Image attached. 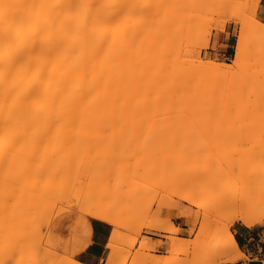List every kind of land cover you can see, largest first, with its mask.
Segmentation results:
<instances>
[{
  "label": "bare ground",
  "instance_id": "bare-ground-1",
  "mask_svg": "<svg viewBox=\"0 0 264 264\" xmlns=\"http://www.w3.org/2000/svg\"><path fill=\"white\" fill-rule=\"evenodd\" d=\"M156 1L158 2V0H0V186H2L0 188V198L2 196V198L4 199L9 196L4 201L3 199L0 200V220H2V218H5L3 219L4 222L0 221V223L3 224L0 225V228H2L0 231L3 232L4 230H6L5 232L0 233L2 234L0 235L1 237L4 236L6 238H9V232H12V228H14H9V221L8 218L5 217V215H7L10 211H16V213H18L19 215L20 207L24 206V203H26H23L22 201H25L26 197H28L29 199L31 198L33 200L35 198V201L37 200V198L38 200H40L39 195L41 193L40 191V194L37 192V187H39V181L44 182L45 180V178L44 180H41L44 176L43 174L48 175L51 172L54 173L55 170H53V168H58L56 169V171L59 170V172H57L56 174L54 173V175L51 173V175H53L52 177L57 178L52 179V177L50 178V175L46 177L48 178V181H50L49 178L51 179V183L52 181H57L62 172L65 171L63 173L64 175L66 173L70 174L71 171V174L67 175L71 176L73 175V171H76V169L79 168L76 167L75 169L74 167V170L72 171V166L66 167L63 164L59 165V161L61 160H58V158H56L57 156L55 157V155L54 157L46 156L44 159L41 156L42 159H39L41 162H38V159H36V156L39 152L38 150H40V148L36 146L38 145V142L45 141L46 145H44L47 146V142L48 144L50 142V144H53V142L59 140L61 136H66L63 139L66 144H64V146H67L69 144L68 146L72 147L76 143L74 149L71 148L72 154L73 150L74 152H76L75 150H77L78 147L80 153L87 152V154H89L92 149H96V147L98 146L99 148H101L100 146L104 144L103 140L107 139L108 136H106L103 131L107 130L105 132H109L108 130L111 129V125L108 120L114 119V117L120 119L124 116H127L128 118L129 114H134L137 115V117L139 115L144 119H152L157 115L160 116H158L159 118H163L162 116L165 115L168 116V114H173L177 116L181 115L182 108L184 106V99L186 100L185 92H187V90L184 89V86H186L184 84V63L186 62H183V57H185L183 54L185 53H182L183 51H181V46L183 45L179 46V41L176 40L175 42L174 40H171L169 37H167L169 36L167 32L170 34V36L172 33H170V30H167V25L163 24L165 22L163 21V23L161 24L160 21V23L158 24L157 21L159 14L157 13V17L156 12L158 4ZM174 1L176 2L175 5L180 2V0ZM198 2L199 1H197V3ZM161 9L163 8L161 7ZM232 17L230 16V18ZM235 18L239 19L236 16ZM241 22V31L239 39L236 43L235 57L233 59L232 64L226 62L215 63L212 61L204 64L202 63V61L200 62L197 60L198 62H200L201 65L203 64L202 68L208 70L211 74L213 73V75H215V77L217 78H223L226 76L229 79L233 75V72L235 73L236 70L240 72V70L245 67L248 51L247 46H245V44L243 43L242 36L246 31H248L246 30V28L248 29V27L246 26L245 28L246 23L242 20ZM262 27L264 28V24L262 25ZM186 64L189 65L188 61ZM251 70L252 71H249L248 68V74L245 72V74H247V77L243 79V76L245 77L246 75H242V77L240 76V79L242 80L239 79V81H236V83H230L231 86L229 84L227 85L229 87H225L226 85L224 84L225 88L228 89L231 87L232 90H235V88L241 86V83L243 84V82H249V80H252V84L249 82L251 85H248V88L243 87L244 89L240 93H238L236 98L234 97L235 95L232 97L235 98V100L233 99L234 101H230L224 106L219 104L215 105L214 103L213 106H207L206 104H204L206 105L204 109L208 113L210 111V114L211 112H216L218 116L223 119L220 122H223L222 124H224L226 127H230L233 125L236 126V128L233 127V130H231V128L229 131L223 130V128H221V131H226V133L228 132V135L232 136L230 137L231 139L234 137L235 134H237L240 135V138H238L237 136L238 139H241L242 137V140H244V134L245 141H242L244 143L248 141L253 142L255 145L256 141H261L260 144L256 142L257 145L255 146L256 148H258L257 146L259 145V153L261 152L264 154V64L260 63L257 67H253V69ZM242 71L245 70L243 69ZM189 75L191 74L189 73ZM190 78L192 79V77ZM187 81L191 83L190 80ZM218 83L216 84L218 85ZM224 83L227 82L225 81ZM247 84L243 85L246 86ZM229 95L233 94L229 93ZM207 107L209 111L206 110ZM192 111L193 107H190L188 114H191ZM201 112L203 113V110ZM198 115L197 113L196 117H194V115L192 117H188L187 115V117H185L184 119L187 121L190 120L189 123H191L192 125L199 124L200 127H202L201 125L204 126L205 124V118L203 117L204 120H202V118L200 119V115L199 117H197ZM199 120L201 121L198 122ZM207 123L208 121H206V124ZM215 124L217 123L215 122ZM112 127L116 129L115 127L117 126L113 124ZM85 129L93 130L89 131L93 133L96 130V132L94 133L95 136L92 133H90L89 135L88 131L86 132ZM75 130H77L78 133H76ZM82 130L88 133L89 137L91 136L90 139L88 138V135L86 137V134ZM111 132L112 136L110 134ZM115 132L119 133L118 135H116L117 137L119 136L118 141L116 139L114 140L117 141L119 144L116 143L115 147L118 148V145H120L122 146V149L124 151V143H122L121 145L120 141L125 140L124 142L126 143L128 142L126 140L127 138L125 137L126 139H122V135L124 134L123 132L121 133V131L119 132V130H116ZM79 133L85 134L86 140L83 139V141H81L80 138L83 136V134L81 135ZM99 133L102 135L99 136ZM226 133L224 132L223 134L226 136ZM109 134V139H112V137L116 138V136L114 137L113 129L110 130ZM220 134L223 136L222 132L219 131V135ZM216 135L219 136L218 133ZM92 137H95L97 139L94 138V140H92ZM33 138H36L35 141H37L34 143V147L31 145V143L33 142ZM227 138L230 139L229 136ZM65 139L67 140V142ZM78 139L80 140V143L84 142V140L85 142L78 146ZM87 139H89V141H87ZM63 140L60 144L64 143ZM73 140H75V143L73 142ZM70 141L71 143L73 142L72 146ZM86 141H91L89 145L91 144L92 146H94L92 148L91 145H88V151L90 150L89 152L87 151L88 147H86V150L85 148H82V150L80 148L84 146L83 144H85ZM134 141V143H140L139 140H136V138L134 139ZM29 143L32 146L31 149L33 148L32 150L35 149V151H32L30 148H28V146H30ZM101 143L103 144L99 145ZM138 144L136 143L137 148H139ZM44 145L42 147H45ZM131 145L134 147V144H130L129 146ZM49 146L51 147V145H48L47 147ZM144 147L147 148L148 151L146 150L147 154L143 153L145 154L144 156L141 153L142 158L141 156L136 157L139 154H135L137 150L134 149V158L132 153L130 154L131 156H129V158L132 157L134 161L133 164L130 163V161L127 162L128 165L126 167L129 166L131 168V166H134V168L129 169L133 171V176H130V174L132 175L131 171H127L129 168L128 167L126 172H128L129 174L123 173L121 175L119 173L121 175L120 178H134L136 177L135 173L137 174V176H143L145 175V172H148V170V173L151 172L152 179H156L163 176H170L174 179L177 178L174 173L175 170H170L171 172L169 171V167H171V169L173 167V164L171 165V163L177 161V155L171 156L172 158L170 157L168 159L169 161H166V159L170 155L168 148L164 149L162 145V149L160 148V146H153V144L149 146V148L146 145ZM144 147L140 148V150L144 151ZM197 148H199V146ZM62 149L67 152V155H75L69 153L70 149L69 151H67V149L63 146L61 150ZM152 149L155 151H153ZM41 150L43 149L41 148ZM78 150L77 152H79ZM25 151L30 154L28 155L29 158H26ZM129 151H131V149ZM97 152L98 150L96 151V153ZM159 152L165 154L166 158H163L164 155L162 154V156L161 154H159ZM114 153H112L111 156ZM120 153L122 152L120 151ZM151 153L152 157L150 156ZM259 153L258 155H261ZM59 154V156L62 155L61 153ZM158 155H160L162 158H160V156L158 157ZM172 155H174V152ZM147 156L149 159L147 158ZM263 156L261 158H264ZM69 157L65 158L64 161H67L66 159H69ZM175 157L176 160L174 159ZM137 158H140L142 160V162H138L139 166L138 163H136L137 161H139ZM158 158L159 160H161V163H164L162 165L163 167L158 166L159 169L161 168L160 172L157 171L156 175H152V169L154 167L156 168L158 165L156 164ZM79 159H81V156L79 157ZM171 159L173 160L170 161ZM36 160L38 163H35ZM75 160H77V158H75ZM163 160L166 163L162 162ZM236 160L237 159H235V161ZM80 161L81 160H77L74 161V163L78 162L79 165V163H82V161ZM105 163L108 164L107 161ZM143 163H145V166ZM150 163L151 165L147 166ZM119 165L121 166V163L116 166L118 167ZM164 165L166 166V168ZM85 166L91 168L94 165L90 167L86 163ZM137 167L140 168L138 169ZM141 167H143L144 170L146 168V170L142 172L143 174L140 175V172L138 170L142 169ZM229 167L231 168V165H229ZM95 168L99 172L100 168L98 166H96ZM109 168L112 167L110 166ZM179 168L181 170L183 167ZM120 169L121 168H119L118 171ZM133 169H137L138 172L136 170L135 172ZM39 170L44 171V173L40 172V174ZM61 170L63 171L61 172ZM241 171V169H236L234 170V172L233 170L231 172L232 174L237 173L236 178H239V175L240 178H242L241 175H243V178L246 177L247 173L244 175V172L241 173ZM122 172H124V170ZM108 173L106 172L107 175ZM36 174L39 177H42L39 178ZM76 176L77 175L74 174V181H77ZM115 176L116 177H114V179L116 180L118 175L115 174ZM232 176H236V174ZM69 178L71 177L65 178L64 176L65 180L63 178H60V180L62 179L64 183H66L65 181L70 182ZM73 178H71L72 181ZM106 179L107 178L105 177V180ZM110 179L112 180V177H110ZM143 179L149 180L150 178L148 176L147 179L145 176H143V178L141 179L140 177H137V180L144 181ZM262 180L264 179L262 178ZM48 181L45 182L47 185ZM175 181H177V179ZM45 183H43L44 185L40 183V185L42 184L41 187H45ZM56 183L60 184L59 181H57ZM75 183L73 185H75ZM238 183L239 182H237V184ZM12 184L14 186H12ZM31 184L32 186H30ZM248 184H246L244 187V184L240 183V185H243V188H245V190L243 191L241 187V193L239 189L240 185H237L234 186V188L236 187L234 191L230 190V192H226L225 194L227 196L225 197H222L224 193L216 192L213 195H209L206 200L208 206L211 208L225 207L231 212L229 215V221L224 224L219 230V232L216 234V236H218L217 238L221 237V240L218 241L220 243L217 242L218 244H216L215 242V246L214 244H212V251L223 252V254L225 255V260L223 261L224 263H234L245 257V254L240 250L238 246L236 237L231 232L232 224L236 221H239L243 225L251 228L264 222V200L262 199V201L256 199L257 194H250L248 189H246L249 188ZM53 186L55 185H52V190H54V193L53 191L51 192V190L50 192L48 191V189H51V187H46L48 189L44 188V191L42 190V188H40V190L42 191V193L44 192V194L48 191L47 196L46 194L42 195L46 196V198L50 197L54 199V194H57L55 198H57V196L60 197V195L64 198V195L66 197L67 192L71 189L70 187H72L70 186L60 188L59 185H56L55 188ZM31 190L34 192H32ZM75 190L77 191L76 188ZM28 191L30 195L28 194ZM58 191L60 193H58ZM245 191H247L249 194ZM3 192L4 194L7 193L8 195H5L4 197L2 195ZM72 192L75 191L73 190ZM182 192L179 193L182 194ZM17 193L19 194L14 195ZM177 193L178 192L174 194L176 195ZM26 194H28V196H26ZM48 194L50 196H48ZM12 196L14 197L12 198ZM15 196L24 197H18L19 200L22 198L20 204L12 203L11 200H16V203L19 202ZM179 197L183 198V195H179ZM46 198L43 197L41 199L43 200ZM9 199H11V203H9ZM59 200H61V197ZM4 202L6 204L9 203V207L7 206V209L6 204ZM188 202L192 204V200H189ZM11 205L12 208L10 209ZM17 205L21 206L18 207ZM33 205L36 204L34 203ZM49 205L51 207V204ZM52 206L54 207V205ZM50 207L48 208L49 211L51 210ZM8 208L10 209V211L8 210ZM11 212L9 214H11ZM27 218L28 217H26V219ZM28 221L30 222V220ZM170 229L171 231L168 233L169 235H167L165 239L167 241L174 242L177 239L176 236L180 233V228L176 225H172V228ZM7 230L10 231L7 232ZM14 234L13 238H15ZM15 235L18 236L17 234ZM4 237H2L1 239V241L3 240V245L5 239ZM5 242H7V240ZM13 242H11L12 244L7 243V248H13V246H9L13 244L14 246H17ZM152 243L153 241L150 238H146L144 241H142V246H147L148 244ZM21 244H23V240ZM4 248L6 249V247ZM16 248H9V250H7H14L15 252ZM3 249L2 251H0V255L2 256L4 255L1 253H4L6 251L5 250L3 252ZM14 252L12 253L14 254ZM6 254L7 253L5 252V255ZM2 256H0L1 261L5 260L2 259ZM214 256L215 255H213V258ZM19 258H21V256H19ZM149 259L152 260V257H149ZM10 263L14 264L15 261ZM158 264H166V260L164 258H159Z\"/></svg>",
  "mask_w": 264,
  "mask_h": 264
},
{
  "label": "rangeland",
  "instance_id": "rangeland-1",
  "mask_svg": "<svg viewBox=\"0 0 264 264\" xmlns=\"http://www.w3.org/2000/svg\"><path fill=\"white\" fill-rule=\"evenodd\" d=\"M197 1L199 2L197 3ZM259 1L260 0H196V1L195 0L194 1L180 0V2L177 3L176 5H175L176 2L174 0H158V2L156 1L158 4L157 6L158 8H157V12L156 11L155 12L156 14L157 13L159 14V17L157 14L158 24L160 23V21H161V24L164 21L165 23L163 24L167 25L166 26L167 30H170V33H172L170 36V34L167 32V34L169 35L167 37H169L171 40H174L175 42L176 40L179 41L178 42L180 44L179 46L183 45L181 46V51H183L182 53H185L183 54L185 56L183 57L184 58L183 62L187 63L188 61V64H189L187 65L186 63H184L185 64L184 84L186 85L184 86V89L187 90V92H185L186 100L184 99V106L182 108L181 115L177 116L173 114H168L169 117L165 115V116H162L163 118H159L160 116L157 115L153 117L152 119H144L143 117L139 115L137 117V115L129 114L128 118L127 116H124L123 118H120V119L117 117L116 118L114 117V119L109 118L110 120L108 121L111 125V129H113L114 137L119 134L118 132H115V131L119 130V132L121 131V133L122 132L124 133L122 135L123 136L122 139H124L125 137L127 138L125 139L128 141L126 142L128 144L124 142L125 140H122L123 142L119 140L121 142V145L122 143H124L123 147L125 149L124 150L125 152L123 151L122 146L118 145V148L115 147L116 143H118L117 141L119 139V136L118 137L116 136V138L112 137V139L111 138L109 139V135L111 134L112 136V132L109 134L111 130L109 128H108L109 132H105L107 130L103 131L106 134V136H108V138L104 137V138H107L103 140L104 144L103 143L99 144V145L103 144L102 146H100L102 149L99 148L98 146L96 147V149L94 148L95 150L92 149L89 154H87L86 151H85L86 153L81 152L82 153L81 154L80 150H78L79 149L78 146H80L82 143L85 142L86 140L85 134H86V137L88 133L89 135L90 133L94 135L96 130L94 133L89 132V131H93L90 129H85V131L86 132L88 131V133L82 130L84 131L85 134L82 133L83 136L80 138V140L81 141H83V139L85 140L84 142L80 143V140L78 139L77 141L78 148L77 147L76 148L79 152H77V150H75L76 152H74L73 150V154H72L71 148L74 149L76 145L75 140H73V142L75 143L74 146H72L73 142L71 143V141L70 143L72 147L68 146L69 144L67 146H64L65 141L63 139L66 136H61V138L57 141H54L53 144H50L51 142L48 144L47 142V146L51 145V147L45 146L46 145L45 141L38 142V145H36L40 148V150H38L39 151L38 155L36 156L37 157L36 159H38V162H41L39 159L40 158L42 159V157L44 159L46 156L54 157L55 155V157L57 156L56 158H58V160H61L59 161V165L63 164L66 167L72 166L71 168L72 171L74 170V167L75 169L76 167L77 168L79 167V168L76 169V171L74 170L72 173L73 175L71 176H67L69 173L68 174L66 173L63 175L65 171L62 172L63 170H61L62 176L60 175L59 179H57V181H59L60 184L56 183L57 181L55 182L52 181L50 183L51 181L50 178L54 175V173L56 174L57 172H59V170L56 171V169L58 168L54 169L52 167L53 170H55L56 172L55 171L54 173L51 172L53 175H51V173L48 174L50 175V178H49L50 181H48L47 180L48 178H46L48 175L43 174L45 177L43 176L41 180H44V178L45 180L44 182L42 181H39V182L43 184L46 181H48L47 182L48 185L45 183V187L44 186L41 187L42 184L40 185L39 183V187H37L39 190L36 188L37 192L39 193L40 191L41 193L39 194L42 197L37 193L40 197V200H38L37 198V200L35 201V198L33 200L31 198L29 199L28 197H26L28 196L30 190L28 191V194H26L25 196L26 197L25 201L21 200L22 198H24L22 196H20L22 197L20 200L18 199L19 196H15L19 201L17 203H16V200H11V199L8 200V201L11 200L13 204H18V203L20 204L21 201L23 203L24 202L26 203H24V206L20 207V211L18 210L19 215L18 213H16V211L14 212L10 211V209L12 208V205L10 209L8 208L11 214H9L10 212L8 214L6 212L7 215H5V217L8 218L9 228H12V227L14 228H12L13 233L9 232L10 234L9 238L2 236L5 238L3 239H4V245L6 246L2 244L3 240L1 241L2 237L0 236L1 237L0 238V241H1L0 248L3 249L4 247H6V249L5 248L3 249V252L6 250L5 252L7 253L6 255H5V252L1 253L4 256L2 255L0 256H2V259H5V260L1 261V257H0V264H11L10 262H14V261L17 264L19 262H20L19 264H83L79 262L78 260H76L75 251L73 249L69 250L68 240H69V237L71 238L75 236L76 227L81 226L82 229L85 230L84 228L86 226V220L89 218L93 220L102 221L111 227V232L109 234V238L105 246V252L102 257L101 264H158L159 258H164L166 260V264H225L223 262L225 260V255L223 254V252L212 251V248H213L212 244H214L215 246V242L216 244L220 243L218 241L221 240V237L217 238L218 236H216V234L219 232L221 227L229 221V215L231 212L225 207L224 208L223 207L222 208L209 207L206 201L207 197L209 195H213L216 192L224 193L222 197H225L227 196L225 194L226 192L228 191L230 192V190L234 191V189L236 188V187L234 188V186L240 185L241 183V184H244V187H245V185L249 183L248 184L249 188H246V189H248L250 194L251 193L257 194L256 199L264 200V197H263L264 196V180H262V178L264 179L263 177L264 158H261L264 154L261 152L259 153L258 151L259 145L257 146L258 148H256L255 146L257 145L256 142L260 144L261 141H256L255 145L253 142H248L247 140H246L247 142L244 143L242 142V141H245L244 134H243L244 140H242V137L241 139H238L240 138V135H237V134H235L234 137L231 139L230 137L232 136L228 135V132L226 133V131H221L222 130L221 128H223V130L229 131L231 128H232L231 130H233V127L236 128V126L233 125L230 127H226L224 124H222L223 122H220L223 119L220 118V116H218L216 112H211L210 114L208 107L206 108V110H208L209 113L205 111L204 108L206 107V105L213 106V103L215 105L219 104V105L224 106L228 102L234 101L238 93H240L244 89L243 87L246 88L248 85L252 84L251 83L252 80L251 81L249 80L251 84L249 82H243V84L249 83L246 86L241 83L242 87L238 86L241 89L237 87L235 88V90L234 89L232 90L231 87L228 89L225 87H229L227 85H229L230 83H234V82L236 83V81H239L240 76L242 77V75H246L245 77L243 76V79L246 78L248 74L247 72L248 68H249V71H252L251 69H253V67H257L258 64L260 63L264 64V28L262 27L264 23L258 20L256 16ZM161 7L163 9H161ZM230 16L231 17L234 16V17L230 18ZM235 16L239 19H236ZM241 20L246 23L245 28L246 26L248 27V29L246 28V30L248 31H246L244 35L242 36L243 43L245 44V46H247V51H248L247 58H246V64H245V67L243 68L245 71H242L243 70L242 69L240 70L241 72L240 73L238 70L236 71L234 70L235 73L234 72L232 73L234 76L232 75L230 77L228 75L230 77L229 79L226 76H225L226 78L225 77L217 78L215 77V75H213V73L211 74L208 70L202 68L203 64L201 65L200 62L202 61V63L204 64L210 61L215 62V63L226 62V63L232 64L233 59L235 57L236 43H237V40L239 39V35L241 31V26H242ZM197 60L200 62H198ZM245 72L247 74H245ZM189 73L191 75H189ZM190 77H192V79ZM187 80H190L191 83L188 82ZM224 80L227 83H224L225 82ZM228 80L229 81L232 80V81L229 82ZM216 83H218V85ZM229 93L233 95H229ZM233 96L235 98H232ZM195 100H196V104H195ZM208 101L210 104L208 103ZM190 107H193V111H192L193 114L192 113L188 114ZM202 110H203V113L201 112ZM196 113L197 115L199 113L200 119L202 118V120H204L203 117L205 118V121H204L205 124H206V121H208L206 125L204 124L205 127L203 125H201L202 127H200L199 124H194L195 125L194 126L191 123H189L190 120L187 121L184 119L185 117H187V115L188 117L189 116L192 117L193 115L194 117H196ZM213 113H216V114H213ZM199 115L197 117H199ZM200 121L201 120H199L198 122ZM215 122L217 124H215ZM113 124L117 126L115 127L116 129L112 127ZM218 127L220 130L218 129ZM218 130L222 132V134L225 132L226 136L227 137L229 136L230 139H228L224 134L223 136L221 134L219 135ZM75 132L78 133L77 130H75ZM217 133L219 136L216 135ZM140 134L142 138L140 137ZM89 135H88V138L90 139L91 136L89 137ZM101 135L102 134H100L99 136ZM34 137H37V136H34ZM235 137L237 138V140ZM94 138L95 137H92L91 139L94 140ZM135 138L137 141L139 140L140 142L139 144L138 142H136L139 148H137L136 143H134ZM89 139H87V141H89ZM115 139L117 141H114ZM35 140L36 138H33L32 140L33 142L32 143L30 142L33 147L35 145L34 143L37 142ZM62 140L64 141V143L60 144ZM87 141L85 144H83L84 145L83 147H80L81 150L82 148H85L86 150V147H88L87 148V151H88L89 146L91 145V144L89 145V143L91 141L90 142H87ZM130 144H134L135 148L132 145H131L132 147L129 146ZM152 144L153 146H157V147L160 146V148H162V145L164 149L168 148L170 155L168 156L166 161H169L168 159L171 156L177 155L176 157H177L178 162L177 161L174 163L170 162L171 165L173 164V167L172 169L171 167H169L170 168L169 171L175 170L174 173L177 176V178L175 177L177 181H175L176 179L171 178L170 176L169 177L163 176V177H159L156 179H152L151 172L148 173L149 172L148 170V172L147 173L145 172V175L143 176H145L146 179L148 176L150 179L149 180L143 179L144 181L141 180L142 181L141 182L140 180H137V177H140V179L143 178L141 174H143L142 172L146 170L145 167H144L145 170L143 169V167H141L142 169L138 170L141 176H137V174L135 173L136 177L134 178L124 177L126 180L128 179L127 181L124 178H120L123 173H128L131 171L129 169L134 168V166L133 167L131 166V168L129 166H128L129 168L126 167L128 165L127 162L130 161V163L133 164V161H134L132 157L129 158V156H131L130 154L132 153L133 155L134 154L133 151L137 150L135 154H139V155H137L136 157L141 156L142 158L141 153L147 154V151H148V149L145 148L144 146L146 145L149 148V146H151ZM31 145L28 146V148L31 149L32 147ZM43 145L45 147H42ZM61 145L64 148H66L67 151H69L70 149L69 153H71L72 155L74 154L75 155L74 156L67 155V152H65L63 149L61 150L62 148ZM112 145H113V148L115 147L114 149L112 148ZM197 145L199 146V148H197L198 147ZM93 147L94 146H92V148ZM143 147L145 148V150L144 149H143L144 151L140 150V148H143ZM41 148L43 150L45 148L46 149L43 151L41 150ZM130 149L131 151H129ZM97 150L98 152L96 153ZM32 151H35V149ZM120 151L122 153H120ZM171 151L174 152V155H172L173 152ZM25 152H26L25 153L26 158H29L28 155L30 154L27 151ZM114 152H117V153H114ZM59 153H61L62 155L59 156L60 155ZM112 153L114 154L111 156ZM258 153L261 154L262 156L258 155ZM145 154H143V156ZM159 154L162 155L163 153L159 152ZM151 155L152 153L150 154V156ZM163 155H164L163 158H166L165 154ZM80 156H81V159H79ZM159 156L160 155H158V157ZM68 157L69 159H66L68 162L64 161V159ZM176 157L174 158L175 160H176ZM75 158H77L78 161L81 160L82 163L81 164L79 163V165H78V162L74 163V161H77L75 160ZM133 158H134V155H133ZM160 158L162 157L160 156ZM104 159L108 162V164L105 163L106 161ZM235 159L237 160L235 161ZM138 160L139 161H137L136 163L140 161L142 162L140 158ZM172 160L173 159H171L170 161ZM160 161L161 160H159V158H158V161H156V164H158L156 167L157 169H159V167L164 164V163H161ZM38 162L36 160L35 163H38ZM162 162H165V161L163 160ZM238 162L240 165L238 164ZM84 163L85 164L87 163V165L89 166L92 163L91 166L92 165L94 166L92 167L90 166L91 168H89L88 166L86 167ZM120 163H121V166L119 165L117 167L116 165ZM102 164H103V168H102ZM143 164L145 166V163ZM150 165L151 163L147 166H150ZM229 165H231V168L229 167ZM238 165L239 167L241 166L242 168L241 167L239 168ZM96 166L100 168V170L98 168L99 172L96 170L95 168ZM110 166L112 168H109ZM138 166H139V163H138ZM179 167H183V168L180 170ZM108 168L111 170H109ZM116 168L118 169L121 168V169L118 171V169ZM154 168L152 169L153 170L152 175L153 174L156 175L157 174L156 172L157 171L160 172V169H161L160 168L159 170H157L155 168L156 169L155 170ZM235 168L237 170L241 169L242 170L241 173L244 172V175L247 173L246 174L247 176L243 178V175H241L242 178H240V175H239L240 179L236 178L237 173L232 174L231 172L232 170L234 172V170H236ZM123 170L124 172H122ZM126 170L128 172H126ZM135 170L137 171V169ZM40 172L44 173V171L39 170V173ZM106 172L107 173L109 172L108 175L106 174ZM237 172H240V171H237ZM131 173L132 175L130 174V176H133V171H131ZM70 174H71V171H70ZM74 174L77 175L76 176L77 181L76 180L74 181V178H73ZM115 174L118 175L116 180L114 179V177H116ZM235 174L236 176H232ZM64 176L65 178L66 177L73 178L74 182L71 180V178H69L70 182L65 181L66 183H64L62 179H61L62 181L60 180V178L64 179ZM109 176L112 177V180L110 179ZM41 177L42 176H40L39 178ZM105 177L107 178L106 180H105ZM55 178L57 177H52V179H55ZM121 180H124V181H121ZM237 182L239 183L237 184ZM74 183L75 185H73ZM52 185H55V186L59 185L60 188L70 187V186L72 187H70L71 189L67 188L70 190L67 192L66 197L64 195V198H63L59 194L61 197V200H59L60 199L59 196L55 198L57 194H54L55 195L54 199L50 197L46 198L48 191L50 192L51 190V192L53 191L54 193V190H52L53 189ZM12 186L14 185L12 184ZM30 186H32V184ZM1 187L2 186H0V188ZM46 187H49V188L51 187V189H48ZM239 187H240L239 188L240 193L242 190L243 191L245 190V188H243V185L242 186L240 185ZM241 187H242V190H241ZM40 188H42L43 191H44V188L48 189L47 193L45 192L46 196H44L45 194L44 192L42 193ZM75 188L77 189V191L75 190ZM59 190H63V189H59ZM73 190L75 192H72ZM175 191L178 192L176 195L174 194L176 193ZM71 192H72V195H71ZM179 192H182V194ZM245 192L248 193L247 191ZM58 193L60 192L58 191ZM18 194L19 193L14 194V195H18ZM2 195L5 197V195L7 196L8 194L7 193L4 194L3 192ZM179 195H183V198L179 197ZM48 196L50 195L48 194ZM13 197L14 196H12V198ZM43 197L46 198V199H43L44 202L41 199ZM6 198L3 199L1 196L0 200L3 199L4 201ZM189 200H192V204L188 202ZM11 201L9 203H11ZM31 202L32 203L34 202L36 205H33L34 203L32 204ZM9 203L8 204L5 203L6 209ZM49 204H51V207H53L52 205H54V207L51 208ZM48 206L50 207L52 211L51 210L49 211ZM13 208H16V207H13ZM26 217H28L27 219L30 220V222L26 219ZM3 219L5 218H2V220L0 221L4 222ZM69 219H71L72 221L73 219L76 220V226H72L70 228V231H71L70 235L68 231L69 224L67 222V220ZM238 222L239 221H236L234 223L236 224ZM233 224L231 226L232 227L231 230L233 229V226L235 225ZM0 225H3V224L0 223ZM172 225H176L177 227L180 228V233L176 236L177 239L174 242H170L165 239V237L169 235L168 233L171 231L170 228H172ZM254 228H259L260 230H264V222L259 225L254 226ZM1 229L2 228H0V230ZM5 231L6 230H4L3 232ZM8 231L10 230H7V232ZM3 232L0 231V233H3ZM152 232L158 234V236L163 238L165 241H153L152 244H148L147 246H142V241L148 238L147 236L151 235ZM14 233L20 236L18 237ZM13 234L15 238H13ZM6 240L7 242H5ZM16 240L17 241L19 240V241L17 242ZM22 240H23V244H21ZM11 242L15 243V245L17 246H14V244L9 245V246H13V248L18 247L15 249V252L14 250H10L14 252V254L8 251L9 248L13 249L12 247L7 248L8 244H12ZM2 249H0V251H2ZM17 250L19 253L17 252ZM8 253H9V256H8ZM213 255H215L214 258H213ZM19 256H21V258H19ZM149 257H152V260H150ZM245 258L246 256L242 258L241 260ZM229 263H232V262H229Z\"/></svg>",
  "mask_w": 264,
  "mask_h": 264
},
{
  "label": "crops",
  "instance_id": "crops-1",
  "mask_svg": "<svg viewBox=\"0 0 264 264\" xmlns=\"http://www.w3.org/2000/svg\"><path fill=\"white\" fill-rule=\"evenodd\" d=\"M256 16L264 23V0L259 1ZM67 222L70 235V228L76 226V220L69 219ZM75 229V236L69 237L68 248L75 251L76 260L83 264H101L111 227L102 221L89 218L86 220L85 230L81 226ZM231 232L236 237L238 246L246 258L225 264H264V230L249 228L238 222ZM147 237L152 241H165L154 232Z\"/></svg>",
  "mask_w": 264,
  "mask_h": 264
}]
</instances>
